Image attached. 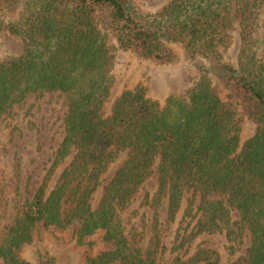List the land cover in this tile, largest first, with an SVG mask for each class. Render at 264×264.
<instances>
[{
    "label": "trees",
    "instance_id": "trees-1",
    "mask_svg": "<svg viewBox=\"0 0 264 264\" xmlns=\"http://www.w3.org/2000/svg\"><path fill=\"white\" fill-rule=\"evenodd\" d=\"M4 30L23 50L0 60V118L45 93L62 94L66 112L49 172L0 240V264H30L21 251L40 231L68 234L85 264H220L213 249L187 251L217 235L229 255L248 238L234 264H264V0H169L156 11L136 0H0ZM115 50L156 66L185 54L197 74L185 97L160 103L137 85L112 98ZM244 118L254 131L242 140ZM152 174V203L164 198L169 218L189 195L174 247L186 252L171 262L125 234L122 213ZM37 261L57 263L45 250Z\"/></svg>",
    "mask_w": 264,
    "mask_h": 264
},
{
    "label": "rangeland",
    "instance_id": "rangeland-1",
    "mask_svg": "<svg viewBox=\"0 0 264 264\" xmlns=\"http://www.w3.org/2000/svg\"><path fill=\"white\" fill-rule=\"evenodd\" d=\"M145 9L156 11L169 0H136ZM233 42L226 56L235 62L238 49V34L232 30ZM109 44L114 47V39L109 36ZM23 44L18 38L10 36L5 30L0 31V60L19 55ZM114 69L112 71V98L125 88L137 85L147 89V97L163 103L169 95L185 97L192 85L191 78L197 70L185 54L182 61L173 66H156L150 63H140L128 54L115 50ZM200 62V60H197ZM229 103L225 101V105ZM66 112L65 97L60 93H45L41 96L31 95L9 115L0 118V184L10 181V191L0 200V240L7 227L11 225L22 205L31 200L33 194L43 183L51 168L53 154L62 139V121ZM241 139H248L254 124L244 118L240 123ZM53 176L49 178L47 188L52 186ZM4 184V185H5ZM157 191L156 175L152 174L145 184V191H139L129 207L122 213L127 239L133 246L147 250L150 245L156 246L155 256L167 262L179 253L183 255L186 249L176 250L179 240L184 209L189 195L183 199L180 209L173 218L166 214L165 199L152 203ZM97 200V198H96ZM154 214H157L154 220ZM158 233L155 235L153 226ZM246 234V232H244ZM177 241V242H176ZM248 238H244L241 248L235 255H229L228 243L222 236L197 237L187 248L193 253L198 247L210 248L219 254L220 264H234L244 255ZM45 250L55 254L56 264H85L86 252L83 247L76 246L74 239L68 234L47 231L38 232L35 242L25 246L21 256L30 264H37V252Z\"/></svg>",
    "mask_w": 264,
    "mask_h": 264
}]
</instances>
